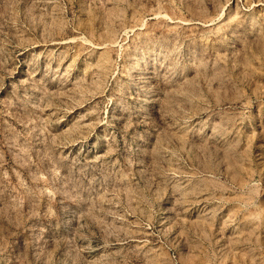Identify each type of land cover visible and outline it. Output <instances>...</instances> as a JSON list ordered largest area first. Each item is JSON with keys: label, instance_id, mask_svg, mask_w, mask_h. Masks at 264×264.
Returning a JSON list of instances; mask_svg holds the SVG:
<instances>
[{"label": "rangeland", "instance_id": "1", "mask_svg": "<svg viewBox=\"0 0 264 264\" xmlns=\"http://www.w3.org/2000/svg\"><path fill=\"white\" fill-rule=\"evenodd\" d=\"M0 264H264V0H0Z\"/></svg>", "mask_w": 264, "mask_h": 264}]
</instances>
